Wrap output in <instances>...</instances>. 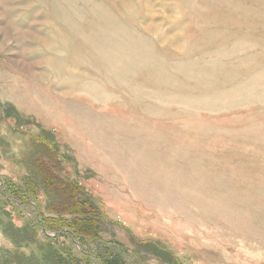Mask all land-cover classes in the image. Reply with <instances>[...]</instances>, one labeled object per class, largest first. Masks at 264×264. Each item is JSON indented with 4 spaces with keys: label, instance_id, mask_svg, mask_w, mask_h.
<instances>
[{
    "label": "rangeland",
    "instance_id": "rangeland-1",
    "mask_svg": "<svg viewBox=\"0 0 264 264\" xmlns=\"http://www.w3.org/2000/svg\"><path fill=\"white\" fill-rule=\"evenodd\" d=\"M40 130L130 264H264V0H0V176Z\"/></svg>",
    "mask_w": 264,
    "mask_h": 264
},
{
    "label": "trees",
    "instance_id": "trees-1",
    "mask_svg": "<svg viewBox=\"0 0 264 264\" xmlns=\"http://www.w3.org/2000/svg\"><path fill=\"white\" fill-rule=\"evenodd\" d=\"M11 117L16 126L26 123L15 113ZM32 139V154L20 159L24 169L20 183L0 176V212L7 217V234L15 248L0 258V264H130L131 250L116 239L102 237L103 223L110 222L103 209L53 161L59 151L51 135L40 130ZM10 210L22 219L20 225L14 223ZM138 244L158 258L169 254L155 241Z\"/></svg>",
    "mask_w": 264,
    "mask_h": 264
},
{
    "label": "bare ground",
    "instance_id": "bare-ground-1",
    "mask_svg": "<svg viewBox=\"0 0 264 264\" xmlns=\"http://www.w3.org/2000/svg\"><path fill=\"white\" fill-rule=\"evenodd\" d=\"M111 162V161H110ZM154 167V166H153ZM156 169V168H155ZM182 170V169H181ZM184 171V170H183Z\"/></svg>",
    "mask_w": 264,
    "mask_h": 264
}]
</instances>
